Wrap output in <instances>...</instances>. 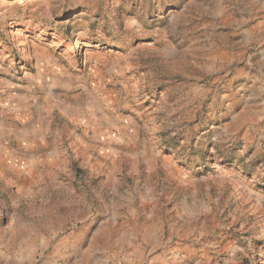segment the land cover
<instances>
[{
	"label": "rangeland",
	"instance_id": "1",
	"mask_svg": "<svg viewBox=\"0 0 264 264\" xmlns=\"http://www.w3.org/2000/svg\"><path fill=\"white\" fill-rule=\"evenodd\" d=\"M0 264H264V0H0Z\"/></svg>",
	"mask_w": 264,
	"mask_h": 264
}]
</instances>
